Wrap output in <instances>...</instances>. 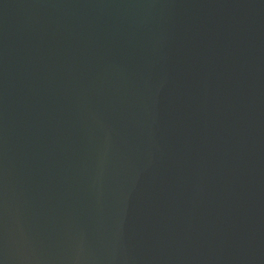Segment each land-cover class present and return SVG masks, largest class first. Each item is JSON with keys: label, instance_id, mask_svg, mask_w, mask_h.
Listing matches in <instances>:
<instances>
[{"label": "water", "instance_id": "1", "mask_svg": "<svg viewBox=\"0 0 264 264\" xmlns=\"http://www.w3.org/2000/svg\"><path fill=\"white\" fill-rule=\"evenodd\" d=\"M0 264H264V0H0Z\"/></svg>", "mask_w": 264, "mask_h": 264}]
</instances>
